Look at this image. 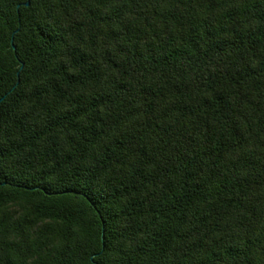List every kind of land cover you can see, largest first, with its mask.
I'll list each match as a JSON object with an SVG mask.
<instances>
[{
    "label": "trees",
    "instance_id": "16d2710c",
    "mask_svg": "<svg viewBox=\"0 0 264 264\" xmlns=\"http://www.w3.org/2000/svg\"><path fill=\"white\" fill-rule=\"evenodd\" d=\"M0 264H264V0H0Z\"/></svg>",
    "mask_w": 264,
    "mask_h": 264
},
{
    "label": "water",
    "instance_id": "95a60500",
    "mask_svg": "<svg viewBox=\"0 0 264 264\" xmlns=\"http://www.w3.org/2000/svg\"><path fill=\"white\" fill-rule=\"evenodd\" d=\"M28 5V4H27Z\"/></svg>",
    "mask_w": 264,
    "mask_h": 264
}]
</instances>
